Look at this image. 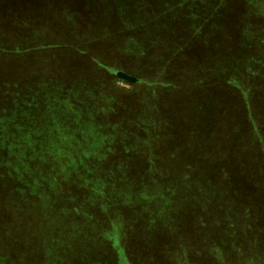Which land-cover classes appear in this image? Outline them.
<instances>
[{
    "label": "rangeland",
    "instance_id": "374dc122",
    "mask_svg": "<svg viewBox=\"0 0 264 264\" xmlns=\"http://www.w3.org/2000/svg\"><path fill=\"white\" fill-rule=\"evenodd\" d=\"M6 141L0 264H264V0H0Z\"/></svg>",
    "mask_w": 264,
    "mask_h": 264
},
{
    "label": "trees",
    "instance_id": "16d2710c",
    "mask_svg": "<svg viewBox=\"0 0 264 264\" xmlns=\"http://www.w3.org/2000/svg\"><path fill=\"white\" fill-rule=\"evenodd\" d=\"M8 147H9V143L7 141L5 143L2 142V145L0 147V176H1L0 181L2 180V176L6 178L5 169L8 166L6 162L7 154H8Z\"/></svg>",
    "mask_w": 264,
    "mask_h": 264
},
{
    "label": "water",
    "instance_id": "95a60500",
    "mask_svg": "<svg viewBox=\"0 0 264 264\" xmlns=\"http://www.w3.org/2000/svg\"><path fill=\"white\" fill-rule=\"evenodd\" d=\"M118 75H119L120 77H123V78L129 79V80H136V78H135L134 76H131V75H129V74H127V73H124V72H122V71L118 72Z\"/></svg>",
    "mask_w": 264,
    "mask_h": 264
}]
</instances>
